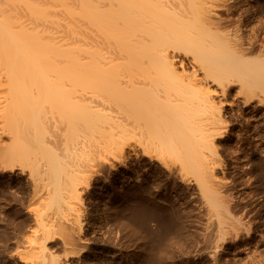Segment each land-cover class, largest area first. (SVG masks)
Here are the masks:
<instances>
[{"label":"bare ground","instance_id":"obj_1","mask_svg":"<svg viewBox=\"0 0 264 264\" xmlns=\"http://www.w3.org/2000/svg\"><path fill=\"white\" fill-rule=\"evenodd\" d=\"M247 113L235 139L228 116ZM76 126L84 133L68 144ZM138 146L194 198L197 256L264 264V0H0V173L28 170L36 203L28 234L0 254L91 263L95 251L67 262L56 250L89 249L83 222L95 223L97 208L84 199H101L96 181L111 185V216L145 187L132 216L146 206L167 225L154 203L175 200L172 189L120 168ZM140 236L141 263L107 264H172L169 247L153 254Z\"/></svg>","mask_w":264,"mask_h":264},{"label":"rangeland","instance_id":"obj_2","mask_svg":"<svg viewBox=\"0 0 264 264\" xmlns=\"http://www.w3.org/2000/svg\"><path fill=\"white\" fill-rule=\"evenodd\" d=\"M243 118L239 115L228 116L231 122V128H229V133L233 134L236 139L238 132L247 125L245 118H250V113L245 114ZM237 117V118H236ZM244 126H243V125ZM241 125L243 126L241 128ZM253 122H251L248 127L252 129ZM240 127V128H239ZM84 132L76 127L70 128L69 143L74 141L79 137H82ZM236 134V135H235ZM230 141L229 144H234L235 141ZM226 159L225 162L230 163L231 159L223 154ZM123 172H129L136 175L139 172H146L149 180L154 181L155 186L161 188H171L162 167L155 159H150L148 156L142 154V147H136V150H129L126 153V159L124 163L120 166ZM224 170L229 177L238 183V187H247L249 185L245 183L250 182V178H246L245 173H239L238 169L236 171L235 167L227 166ZM241 182H244L241 184ZM179 184V182H177ZM99 187V191L102 192L100 196L101 199L93 203L91 199H84V204L86 207L91 209L93 205L95 206L96 213L95 216L97 220L95 223L83 222L84 228H86L87 234L85 237L90 239V247L85 252L78 251V245H73L68 248H59L56 253L59 254L65 261L71 262L78 260L81 256H88V253L95 251L96 255L92 259L91 263H81V264H107L108 261L113 258L117 260H127L133 259L137 263H141L143 259L140 254V234L145 232L148 237V244L151 252L154 254L159 250L168 249V259L172 264H211V257L204 254L199 257L195 254V248L197 246L198 233V216H197V205L193 197L189 194L181 193L176 187H172L171 191L176 197L172 200L168 197H162L158 199L154 204V207L160 208L166 213L161 218L154 217L150 214H146L147 207L141 206V212L145 213L141 217L132 216V211L136 207L134 204V194L143 193L142 196L148 198L149 190L147 188H141L136 191L129 192L124 199L117 202L118 216L113 217L107 211H104V202H114L112 198L111 185L107 186L100 185V182L95 183ZM243 185V186H242ZM252 188V187H251ZM133 201V202H132ZM0 247H7L9 250H14L16 244L15 242L22 236L28 234L29 227L32 225L30 221V213L26 210L28 207L35 206L36 203L33 199V180L29 176V171L25 170L21 172L19 169L13 171H6L0 173ZM133 204V205H132ZM149 206V207H150ZM160 206V207H159ZM135 207V208H132ZM140 207V206H139ZM133 210H130V209ZM145 208V210L143 209ZM264 211V210H263ZM130 213V215H129ZM134 217V218H133ZM136 217V218H135ZM165 218V220H163ZM171 222V224L166 220ZM124 220L129 221L134 226L124 223ZM138 220V221H136ZM134 222V223H133ZM169 224V225H168ZM165 228L164 226H169ZM163 227V231L161 230ZM172 241V244L170 245ZM108 245H104L105 243ZM167 245V246H166ZM105 246V248H103ZM167 247V248H166ZM73 253V254H72ZM150 264H153V257L150 258ZM0 264H21L17 261H10L7 254H0Z\"/></svg>","mask_w":264,"mask_h":264}]
</instances>
